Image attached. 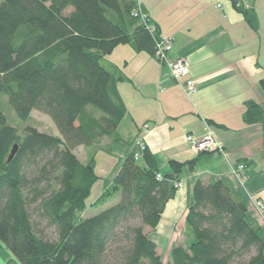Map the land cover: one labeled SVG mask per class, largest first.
Returning a JSON list of instances; mask_svg holds the SVG:
<instances>
[{
    "label": "trees",
    "instance_id": "16d2710c",
    "mask_svg": "<svg viewBox=\"0 0 264 264\" xmlns=\"http://www.w3.org/2000/svg\"><path fill=\"white\" fill-rule=\"evenodd\" d=\"M134 9L129 0L0 4V95L17 119L25 121L38 111L60 134L56 138L27 127L21 135L0 110V242L17 264H108L112 250L119 255L115 264H162L144 230L157 228L180 175L193 170L199 157L169 161L164 174L137 138L96 204L115 195L118 202L80 219L98 177L93 158L82 164L74 150L94 144L107 152L99 144L121 141L117 129L126 114L116 88L122 77L100 61L126 45L154 58L160 37L148 16L146 22L132 17ZM244 107L245 125H263L264 151V111L252 101ZM238 164L245 166L246 179L253 175L249 162ZM35 165L37 174L28 176L25 169ZM190 197L184 222L192 241L171 249L167 264H264L261 229L247 220L246 207L228 181L197 180ZM40 223L53 228L57 239L39 237Z\"/></svg>",
    "mask_w": 264,
    "mask_h": 264
},
{
    "label": "crops",
    "instance_id": "0c3cea01",
    "mask_svg": "<svg viewBox=\"0 0 264 264\" xmlns=\"http://www.w3.org/2000/svg\"><path fill=\"white\" fill-rule=\"evenodd\" d=\"M139 2L160 37L172 39L168 57L185 62L196 86L195 94L187 96L170 78L167 67L127 45L116 47L108 59L115 74L121 67L120 58L124 59L125 81L116 85L126 109L117 129L121 140L130 144L140 138L164 174L169 173V161L185 163L199 157L193 170L185 169L180 175L181 188L166 204L157 228L148 234L158 250L163 247L167 252L177 246L173 245L175 230L179 227L181 235L184 232L195 181H228L244 204L241 183L232 173L234 164L249 162L251 174L264 166L263 125L243 122L245 103L255 102L264 111V0H245L247 8L231 0H221L220 8L212 0ZM127 67L130 73H125ZM208 133L222 153L197 154L186 141L187 136L201 140ZM110 144L108 140L105 147ZM255 195L264 202V189L255 190ZM251 204H244L247 220L261 229V216L253 200Z\"/></svg>",
    "mask_w": 264,
    "mask_h": 264
},
{
    "label": "rangeland",
    "instance_id": "374dc122",
    "mask_svg": "<svg viewBox=\"0 0 264 264\" xmlns=\"http://www.w3.org/2000/svg\"><path fill=\"white\" fill-rule=\"evenodd\" d=\"M4 0H0V4ZM112 54V53H111ZM110 54V55H111ZM110 55L103 57V59L100 61L101 66L109 70L111 69V66L108 64V59ZM120 69L116 72L115 76H123L122 72V61L124 60L123 58H120ZM159 63V62H158ZM160 64V63H159ZM131 66V65H129ZM163 66V65H162ZM115 70V67H112ZM117 70V69H116ZM130 69H126L125 73H130ZM122 80L125 81V79L122 77ZM131 105V104H130ZM0 110L2 114L4 115L6 119V123L8 126L16 129L19 134L22 135V132H24L25 128L30 127V128H35L37 129L40 133H44L46 135L60 138V134L50 118L38 111H32L29 115V118L25 121H21L17 119V117L14 114V111L11 109V107L8 105V102L6 98L2 95H0ZM149 125V124H148ZM143 127V126H142ZM143 132H146V129H142ZM118 134V131H117ZM142 136V135H141ZM145 136V135H144ZM140 139V138H139ZM101 147L108 146V139H104L100 142ZM130 150L129 143H126V141H119L115 143H111L108 152H103L102 150H97L96 145L92 146H86V147H79L74 150V154L78 157L79 161L82 164L87 163L90 158H93L94 160V172L95 175L98 177V180L94 183V185L91 188L90 194L86 199V210L84 213L80 216V219H88L96 216L103 210L115 205L118 200L119 196L115 195L109 199H106L103 202L97 203V200L100 198V196L105 193L108 189L111 188L112 185V179L113 175L117 171L120 161H121V155L125 153L126 151L128 152ZM204 162H201L199 164H203ZM39 166H32L26 168V172L28 176H34L37 174V168ZM254 174L248 177L247 179L243 178L241 179L242 185L240 184L238 187L242 191V196L246 198V202L244 203L246 207H250L251 200L256 201L257 196L255 195V190L257 189H264V166L260 165L258 169H255ZM250 184V185H248ZM190 187H192L190 185ZM191 199V197H190ZM254 205V204H253ZM255 209V207H254ZM257 211V210H256ZM32 220L37 221L36 218H32ZM259 221L261 223V231L259 232V236L261 239H263L264 242V223L261 218H259ZM185 224V223H184ZM184 232L181 235L180 228L178 227L177 230H175L174 233L176 235L174 236V241L173 245H177L180 247H187L190 245L192 241V233L189 229V227L185 224L184 225ZM38 230H40L39 237H43L45 240L49 241H54L57 239L56 232L53 228H45L44 223H40ZM145 233L149 234L151 230L145 229ZM153 232V231H152ZM176 246H173L168 248L167 252H163L161 249L164 250L162 247L160 250L157 249V254L161 259L162 264H167L169 262V253L170 250L173 249ZM110 251L107 256V263L108 264H115L116 257L119 255L118 252ZM17 264L14 260L10 252L2 245L0 242V264Z\"/></svg>",
    "mask_w": 264,
    "mask_h": 264
},
{
    "label": "built area",
    "instance_id": "2783aa9c",
    "mask_svg": "<svg viewBox=\"0 0 264 264\" xmlns=\"http://www.w3.org/2000/svg\"><path fill=\"white\" fill-rule=\"evenodd\" d=\"M134 2L135 9L132 12V17L140 19L142 22H146L147 15L142 11L139 0H129ZM216 8H220L221 0H212ZM233 2H240L243 4L244 8H247L244 3L245 0H231ZM156 49L154 51V59L159 62L161 65L167 67L169 71L170 78L179 84L181 88L184 90L187 96H192L196 92V86L193 81L189 78L188 67L183 60L176 59L171 60L168 55L173 48V41L171 38L159 37V39L155 42ZM144 129H147V125L144 126ZM186 141L191 149L197 154L203 153H222L221 146L216 142V140L212 137L211 133L201 140H196L192 136H187ZM139 157V154H135V159ZM245 166L243 164L235 165L232 168L233 175L241 182V179L246 177ZM157 178L160 179V176L157 175ZM181 184H177V189L181 188ZM254 207L259 212L263 223H264V202L260 200L254 201Z\"/></svg>",
    "mask_w": 264,
    "mask_h": 264
},
{
    "label": "water",
    "instance_id": "95a60500",
    "mask_svg": "<svg viewBox=\"0 0 264 264\" xmlns=\"http://www.w3.org/2000/svg\"><path fill=\"white\" fill-rule=\"evenodd\" d=\"M16 151H17V146L15 145V146H13V149H12V151H11V154H10L8 160H7L8 163L13 159V157H14L15 154H16Z\"/></svg>",
    "mask_w": 264,
    "mask_h": 264
}]
</instances>
